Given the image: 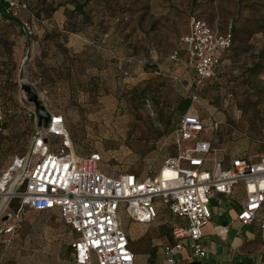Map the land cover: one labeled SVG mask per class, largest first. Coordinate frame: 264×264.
Wrapping results in <instances>:
<instances>
[{"label": "rangeland", "instance_id": "374dc122", "mask_svg": "<svg viewBox=\"0 0 264 264\" xmlns=\"http://www.w3.org/2000/svg\"><path fill=\"white\" fill-rule=\"evenodd\" d=\"M89 3L93 10L91 31L96 30L86 39L85 46L93 53L96 70L93 84L69 78L76 53L59 51L55 38L44 36L48 41L35 48L33 39L28 40L27 60L17 66L13 82L16 99H20L23 109L35 111L34 95L40 105L38 92L45 88L52 109L64 117L77 151L99 152L104 167L115 173H155L161 159L174 152L171 131L183 113L179 105L189 99L191 89L192 71L184 68L183 63L170 62L168 56L172 50H180L179 38L194 15L218 31L229 29L232 44L221 53L215 76L201 84L195 100L189 99L186 111L199 115L205 122L212 117L219 121L206 136L225 164L235 155L254 159L264 153V0H89ZM137 8L141 9L137 29L132 25L122 29L118 21L110 22L113 15L132 14ZM61 65L62 70L57 72L56 66ZM30 123L27 138L2 135V139L5 137L13 144L1 145L0 165L26 149L29 136L40 127L37 116L36 122L31 119ZM218 199L213 197L209 201L211 221L215 219L213 207L219 209V218L223 213ZM51 214L52 219H59L56 211ZM47 215L50 212L26 211L16 242L28 245L24 242L30 243L29 238L40 229H29L32 225L29 219L35 224L37 219H50ZM169 220L170 216L163 211L156 220L157 226L134 225L130 232L140 227L142 236L152 230L155 231L151 237L162 234L167 232ZM40 223L42 231L45 229L42 235H55L50 221L36 226L40 227ZM232 231L237 230L232 227ZM144 244L142 237L130 239L134 250L143 249ZM26 248L28 253L42 252L34 250L40 248L38 245Z\"/></svg>", "mask_w": 264, "mask_h": 264}, {"label": "built area", "instance_id": "2783aa9c", "mask_svg": "<svg viewBox=\"0 0 264 264\" xmlns=\"http://www.w3.org/2000/svg\"><path fill=\"white\" fill-rule=\"evenodd\" d=\"M0 1V18L28 10L25 1ZM29 14L31 22H20L26 37L38 31L35 16ZM41 25L50 26L43 20ZM179 41L180 50H172L168 59L192 71L188 98L193 101L196 89L215 76L221 53L231 46L232 34L191 16ZM38 93L50 115L47 126L30 135L23 152L14 153L0 165V245L13 243L26 211H56L75 233L68 245L76 263L133 264L122 218L149 224L162 208L177 221L169 226L171 240L160 243L161 264H179L177 254L183 248L196 258L206 255L201 229L211 219L209 201L214 194L230 195L240 184L243 198L234 219L241 225L256 219L264 203V153L254 159L235 155L224 164L206 136L218 125L216 118L205 122L185 111L171 131L175 153L166 154L155 173H115L104 167L99 152L77 151L63 116L52 109L46 89ZM34 114L30 109L29 116L36 122ZM5 116L0 102V147ZM211 229L213 235L223 237L228 225L214 222Z\"/></svg>", "mask_w": 264, "mask_h": 264}, {"label": "crops", "instance_id": "0c3cea01", "mask_svg": "<svg viewBox=\"0 0 264 264\" xmlns=\"http://www.w3.org/2000/svg\"><path fill=\"white\" fill-rule=\"evenodd\" d=\"M28 3L29 9L35 11L38 15L47 17L49 21L55 24V30L49 29L40 31L38 34L31 37L23 35L21 30L20 22L25 20L29 16L28 11H21L18 15H10L11 18L5 16L0 18V102L5 109V124L2 135H23L22 137L27 138L28 133L31 129V117L29 116L30 108L23 109L24 106L20 103V99H16L15 96V85L13 82L16 81L15 70L20 65L21 59L27 51L28 46H25V42L28 40L32 41V48L38 47L39 44L43 45L45 41L44 36L49 38H55L57 42V48L59 51L67 50V54L70 52L75 54V66L70 69L71 77H76L78 80H84V84H93V74L95 68L93 63V56L91 54L92 49L85 46L86 39L93 34L91 31L92 23V5L89 0L85 2L82 7L83 13H74L73 4L68 1L63 2L59 0H22ZM77 3H82V0H77ZM71 14H74L71 16ZM89 16V19H85ZM141 18V9L137 8L132 14L120 13L113 15L110 18L111 21H118L121 23L122 29L132 25L133 28H138V22ZM64 22H74L75 30L62 34L60 29ZM187 29V28H186ZM43 39V40H42ZM25 49V52L23 53ZM71 50V51H70ZM64 52V51H63ZM65 56V55H64ZM62 65L56 71H61ZM100 72L97 73L99 76ZM64 118V117H63ZM1 145L13 144V141L5 137L2 139ZM30 137V136H29ZM28 141V140H27ZM3 142V143H2ZM218 197L219 204L222 206L223 213L219 218L218 208L215 206L212 208L215 219L204 225L201 229L202 240L206 247V255L203 258H196L189 254L187 248L177 254L179 264H264V203L259 211L256 213V219L247 225L239 224L235 219V213L238 210L239 204L243 198L242 186L236 184L230 195L214 194L211 198ZM210 198V199H211ZM210 205V203H209ZM166 211L165 209H159L157 217L152 223L153 226H157L159 223L156 220L159 215ZM211 211V208H210ZM168 213V211H166ZM168 221L167 232L156 233L152 237L150 234L155 230H152L147 236L141 235V228L138 227L133 232L130 229L134 225H147L135 222H124V229L128 237V245L134 254L133 264H161L163 255L160 251V243L166 240H171L169 226L170 223L177 221L175 217L170 215ZM212 216V214H211ZM47 220L40 221L37 219V223H32L29 229H38L37 235L29 238L30 243L24 242V245L32 244L38 245L40 248L34 249L36 251H42L40 253H28V247L26 248L23 244L13 241L11 245L2 246L0 245V264H78L73 260L71 255L70 247L68 245L69 239H71L75 233L72 232L67 225L63 222H57L59 219H52V214L47 215ZM218 217V220L216 219ZM23 219V218H22ZM32 220V219H31ZM51 222L55 227V235L48 237L42 235L45 229H41L43 225L40 223V227L36 226L39 222L46 224ZM214 222L221 224H227L228 230L223 237H217L212 234L211 225ZM22 223V222H21ZM43 223V224H44ZM260 224H262L260 226ZM47 226V225H45ZM236 229L235 232H230L231 228ZM145 229V228H142ZM41 230V231H39ZM157 230V229H156ZM142 237L144 241V248L141 250H134L130 245L131 237ZM16 239V238H15ZM26 241V240H24ZM148 241H150L148 243Z\"/></svg>", "mask_w": 264, "mask_h": 264}, {"label": "trees", "instance_id": "16d2710c", "mask_svg": "<svg viewBox=\"0 0 264 264\" xmlns=\"http://www.w3.org/2000/svg\"><path fill=\"white\" fill-rule=\"evenodd\" d=\"M20 1H22V0H20ZM62 1V0H61ZM65 1H68L69 3H71V4H73V10L74 11H76V12H74V13H77V12H79V13H83V11H82V7H83V5L85 4V2H87L88 0H82V3H77L78 1L77 0H63V2H65ZM26 2V1H25ZM27 3V2H26ZM28 4V3H27ZM0 6L2 7V1H0ZM29 13H33V15L35 16V24H36V26H37V29H38V31H37V33L39 32V30H41V31H43V30H46V29H49V30H51V31H54L55 30V24L54 23H52L51 21H49V19L47 18V17H44V16H40V15H38L35 11H32V10H30L29 9V6H28V10H27ZM72 15H74V14H71V16ZM5 16L6 17H8V18H11L10 17V15H8V14H5ZM194 16V15H193ZM195 17H198V18H201V17H199V16H195ZM85 19H89V16H86L85 17ZM201 19H203V18H201ZM25 20H28V21H30L31 22V19H30V14H29V16L27 17V18H25ZM46 21L47 23H49L50 24V26H43V25H41V21ZM204 20V19H203ZM207 22V21H206ZM208 23V22H207ZM209 24V23H208ZM210 25V24H209ZM211 26V25H210ZM75 30V23L74 22H64L63 23V25H62V27H61V29H60V32L62 33V34H65V33H67V32H72V31H74ZM231 32V31H230ZM37 33L35 34V35H33L32 37H34V36H36L37 35ZM232 34V33H231ZM103 40V39H102ZM101 40V41H102ZM232 44V43H231ZM171 62V61H170ZM218 67H219V65H218ZM218 67H217V71H218ZM217 73V72H216ZM209 80V79H208ZM192 81H193V75H192V79H191V81H190V87H191V89H190V91L192 90ZM41 89H45V88H41ZM47 91V90H46ZM196 91H198V89H196ZM188 105H189V99H184V100H182V102H181V104L179 105L180 106V109L181 110H183V113L186 111V108H188ZM182 113V114H183ZM181 114V115H182ZM180 115V116H181ZM180 118V117H179ZM65 120V119H64ZM179 120V119H178ZM177 123H178V121H177ZM177 123L175 124V126L173 127V129L176 127V125H177ZM172 129V130H173ZM70 134V133H69ZM70 137H71V135H70ZM172 142V141H171ZM172 145H173V143H172ZM173 148H174V152L173 153H171V154H174L175 153V147H174V145H173ZM223 160V159H222ZM224 163V162H223ZM225 164V163H224ZM227 164V163H226ZM12 206L13 207H15L16 206V202H14V203H12Z\"/></svg>", "mask_w": 264, "mask_h": 264}, {"label": "water", "instance_id": "95a60500", "mask_svg": "<svg viewBox=\"0 0 264 264\" xmlns=\"http://www.w3.org/2000/svg\"><path fill=\"white\" fill-rule=\"evenodd\" d=\"M33 102H34V108H35V112H36V116L38 118V126H40L38 129H36L35 134H38L43 128H45L47 126V123L49 121V113L46 111L45 107L40 104L39 102L36 101V96L34 95L33 98ZM42 120L44 121L42 123ZM7 217H4L2 220H5Z\"/></svg>", "mask_w": 264, "mask_h": 264}, {"label": "bare ground", "instance_id": "6f19581e", "mask_svg": "<svg viewBox=\"0 0 264 264\" xmlns=\"http://www.w3.org/2000/svg\"><path fill=\"white\" fill-rule=\"evenodd\" d=\"M19 76H20V75H19ZM21 77H22V76H21ZM23 79H24V78H23ZM23 79H22V80H23ZM24 81H25V80H24Z\"/></svg>", "mask_w": 264, "mask_h": 264}]
</instances>
